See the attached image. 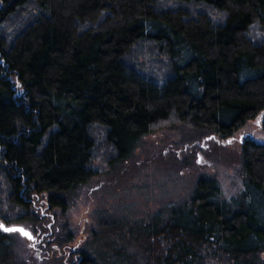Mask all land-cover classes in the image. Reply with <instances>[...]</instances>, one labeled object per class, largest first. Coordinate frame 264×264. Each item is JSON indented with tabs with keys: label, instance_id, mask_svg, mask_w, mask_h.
Here are the masks:
<instances>
[{
	"label": "trees",
	"instance_id": "trees-1",
	"mask_svg": "<svg viewBox=\"0 0 264 264\" xmlns=\"http://www.w3.org/2000/svg\"><path fill=\"white\" fill-rule=\"evenodd\" d=\"M263 109L264 0H0V225L29 229L30 253L56 264H264L251 139L238 197L201 176L148 220L98 210L76 252L55 225L99 163H125L144 137L182 130L192 157ZM17 236L0 228V264H29Z\"/></svg>",
	"mask_w": 264,
	"mask_h": 264
},
{
	"label": "rangeland",
	"instance_id": "rangeland-1",
	"mask_svg": "<svg viewBox=\"0 0 264 264\" xmlns=\"http://www.w3.org/2000/svg\"><path fill=\"white\" fill-rule=\"evenodd\" d=\"M263 119L264 109L228 139L210 136L201 140L192 157L188 154L195 147L188 144L182 130L165 129L144 137L129 160L114 169L99 163V173L70 193L68 212L55 223L57 232L73 234L68 246L69 251L76 252L90 236L96 211L148 220L157 211L189 201L201 176L219 184L223 199L238 197L243 186L242 142L251 139L264 143ZM15 250L29 264L57 263L55 259L34 258L20 235Z\"/></svg>",
	"mask_w": 264,
	"mask_h": 264
},
{
	"label": "water",
	"instance_id": "water-1",
	"mask_svg": "<svg viewBox=\"0 0 264 264\" xmlns=\"http://www.w3.org/2000/svg\"><path fill=\"white\" fill-rule=\"evenodd\" d=\"M7 228L23 229L25 232L29 233L32 238H29L28 236H25L24 234H22L19 231H11V232H17L21 237H23V238H25L27 240H33L34 239V236H33L32 232L29 229L25 228L24 226L14 225V226H10V227H7Z\"/></svg>",
	"mask_w": 264,
	"mask_h": 264
},
{
	"label": "snow or ice",
	"instance_id": "snow-or-ice-1",
	"mask_svg": "<svg viewBox=\"0 0 264 264\" xmlns=\"http://www.w3.org/2000/svg\"><path fill=\"white\" fill-rule=\"evenodd\" d=\"M0 228H3L4 231H8V232H11V231H19L21 232L22 234H24L25 236H28L29 238H32L30 236L29 233L25 232L23 229H15V228H6V227H3L2 225H0Z\"/></svg>",
	"mask_w": 264,
	"mask_h": 264
}]
</instances>
